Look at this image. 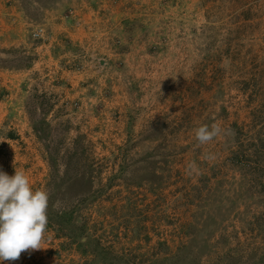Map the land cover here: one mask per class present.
<instances>
[{"label": "rangeland", "instance_id": "374dc122", "mask_svg": "<svg viewBox=\"0 0 264 264\" xmlns=\"http://www.w3.org/2000/svg\"><path fill=\"white\" fill-rule=\"evenodd\" d=\"M213 116L231 131L196 147ZM15 169L48 225L0 264H264V0H0Z\"/></svg>", "mask_w": 264, "mask_h": 264}, {"label": "clouds", "instance_id": "9594fccd", "mask_svg": "<svg viewBox=\"0 0 264 264\" xmlns=\"http://www.w3.org/2000/svg\"><path fill=\"white\" fill-rule=\"evenodd\" d=\"M211 125L198 123L192 129L196 147L207 145L228 134L215 116ZM208 159L214 158L211 154ZM195 161L187 162L185 172L198 173ZM49 195L30 184L25 171L15 169L14 176L0 171V261L18 260L22 252L43 249L48 225Z\"/></svg>", "mask_w": 264, "mask_h": 264}, {"label": "trees", "instance_id": "16d2710c", "mask_svg": "<svg viewBox=\"0 0 264 264\" xmlns=\"http://www.w3.org/2000/svg\"><path fill=\"white\" fill-rule=\"evenodd\" d=\"M55 217L59 219L57 224L59 225L60 230L64 231L66 226H70L71 232L72 233H67L69 236L71 235L72 237H81L84 236V230L75 228L74 227V222H73V216H72V211H64V212H57L55 213ZM64 224V225H63ZM74 227V229L72 228ZM88 241L87 243H89Z\"/></svg>", "mask_w": 264, "mask_h": 264}]
</instances>
